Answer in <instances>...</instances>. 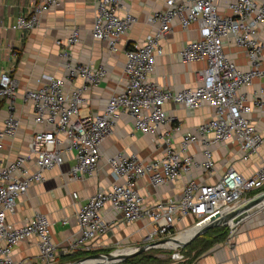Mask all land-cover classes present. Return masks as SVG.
I'll return each mask as SVG.
<instances>
[{"label": "built area", "instance_id": "2783aa9c", "mask_svg": "<svg viewBox=\"0 0 264 264\" xmlns=\"http://www.w3.org/2000/svg\"><path fill=\"white\" fill-rule=\"evenodd\" d=\"M59 1L33 0L30 15L18 17L14 27L34 28L42 13ZM96 4L92 37L116 53L136 17L129 11L120 12L123 0H96ZM147 20L156 24V29L141 42L124 48L122 86L107 98L101 112L81 113L85 94L105 80L107 68L72 61L69 48L79 41L78 29L57 41L64 76H45L38 88L19 91L16 79L0 74V99L6 101L8 112L0 126V150L3 141L13 138L19 129L18 97L31 105L33 123L42 127L32 134L26 152L7 162L0 158V264H17L13 246L29 237L37 240L42 264H56V244L46 215L35 213L21 225L6 219L16 210V198L44 182V172L62 164L69 153L75 158L68 171L71 179L95 175L103 160L112 182L78 206V235L66 247L65 255L78 249L90 251L94 241L112 227L104 217L107 213L119 215L124 223L146 219L151 230L143 236V243H152L174 236V225L180 219L191 216L190 228L203 226L212 217L244 204L250 192L264 190V158L247 177L232 167L213 183L193 177L194 169L214 172L215 146H234L241 159L247 160L264 142L253 119V115L264 117V0H164V8ZM174 24L184 31L196 24L197 38L189 40L178 56L184 62L204 63L194 72L196 85L180 90L151 80L156 58L163 54L161 41ZM75 79L81 84L67 88ZM171 101L186 108L206 104L213 113L193 130L182 131L176 124L169 132L165 128L175 117L168 116L163 106ZM123 115L130 120L133 133L160 135L165 144L160 156L145 160L125 151L103 155L101 145ZM172 133L179 134L178 141L172 139ZM195 145L200 147L202 159L191 150ZM141 178L156 189L178 179L184 182L178 195L146 204L138 188ZM72 196L76 198L77 192ZM171 258L173 264L184 258L180 248L174 249Z\"/></svg>", "mask_w": 264, "mask_h": 264}, {"label": "crops", "instance_id": "0c3cea01", "mask_svg": "<svg viewBox=\"0 0 264 264\" xmlns=\"http://www.w3.org/2000/svg\"><path fill=\"white\" fill-rule=\"evenodd\" d=\"M96 5V0H60L54 8L42 13L34 28L21 30L14 27L16 20L18 17L30 15L34 6L33 0H0V74L4 72L16 79L19 91L25 88H38L45 76H64L66 71L61 62V47L57 41L65 40L73 29H78L79 41L69 48L72 61L93 66L103 65L107 68L105 80L85 94L86 100L82 105L81 113L87 115L90 112L103 111L107 98L122 86L124 48L131 47L152 34L156 24H150L147 18L153 12L164 8V0H123L120 12L132 13L136 17V23L132 24L130 30L122 36L119 43L121 50L116 53L110 52L105 42L92 37L91 28ZM197 36L196 24H191L185 31L174 24L173 30L161 41L163 54L156 58L151 80L165 88L175 90L195 86L194 72L202 69L204 63L184 62L179 58L178 52L189 40ZM80 84L81 80L75 79L67 88ZM163 107L168 116L175 117L171 122L173 124L165 128L169 132L176 124L181 125L182 131L193 130L209 119L213 113V109L206 104L199 108H186L171 101L165 103ZM16 111L20 120L19 129L13 138L3 141L0 158L4 162L11 161L17 154L26 152L27 142L32 134L42 129L33 123L31 105L24 103L20 97L16 101ZM7 115L6 101L0 99V126L3 125ZM253 119L264 137V117L258 118L257 115H253ZM116 125L114 132L101 145L104 156L125 151L148 160L163 153L165 144L159 134L152 136L133 133L132 124L126 115H123ZM170 135L172 139L178 141V133ZM199 149L198 145L191 148L199 155V159H202ZM213 154L214 172L207 173L194 169L195 179L204 183L216 182L229 167L238 170L246 177L250 176L264 158V142L247 160H242V154L231 145L215 146ZM64 159L65 161L58 167L44 172V182L30 186L25 194L16 198V210L6 219L10 224L21 225L35 213L46 215L51 224L52 240L56 244L54 260L56 264L64 263L62 262L64 251L78 235L79 226L75 218L78 206L85 203L98 188L106 187L112 182L109 168L103 160L100 161V169L95 175L75 180L68 175L69 168L75 163L73 154H66ZM183 182V179H178L156 189L147 179L141 178L138 181V188L144 196L145 203L153 204L157 200L178 195ZM73 192H77L76 198H73ZM104 217L108 222H112V227L105 235L94 241L90 251L78 249L74 252L73 254L79 255L78 258L84 257L85 255H82L84 252L88 254L103 252L113 246H118L120 249L135 247L143 243V236L151 230L146 219L124 223L119 215L113 216L107 213ZM192 222L191 216L176 221L173 233L188 230ZM226 228V236L208 246L202 253L192 256L190 264H264V206L238 224L226 225ZM200 235L192 239L188 243L189 246L194 244L201 237ZM37 255L35 237H29L13 246L12 257L17 264H42Z\"/></svg>", "mask_w": 264, "mask_h": 264}, {"label": "water", "instance_id": "95a60500", "mask_svg": "<svg viewBox=\"0 0 264 264\" xmlns=\"http://www.w3.org/2000/svg\"><path fill=\"white\" fill-rule=\"evenodd\" d=\"M263 199L264 190L255 193L254 196L248 199L244 204L238 206V208L212 217L211 220L205 225L190 228L193 229V231L184 240L178 239L176 237L177 234H174V236L161 238L158 239V241H154L152 243H142L133 247L132 251L126 252L124 254H113L115 249L107 253L94 252L93 254H88L84 257L78 258L76 261L64 262L62 264H111L126 260L128 257L140 254L148 249H159V247H168L171 249L183 248L188 243H190L192 239L206 232L208 228L223 225L233 226L238 224L241 220L245 219L249 215L254 214L255 211L264 206V203L261 202Z\"/></svg>", "mask_w": 264, "mask_h": 264}, {"label": "rangeland", "instance_id": "374dc122", "mask_svg": "<svg viewBox=\"0 0 264 264\" xmlns=\"http://www.w3.org/2000/svg\"><path fill=\"white\" fill-rule=\"evenodd\" d=\"M258 192H260V191H258ZM253 193L251 194V196H248V197L251 198L257 192H255L254 194ZM211 231L212 232L208 231L209 233H206V234L204 233L203 235H200L201 237H199V239H197V241L191 245L192 247L189 246V244H187L185 246L186 247L185 250L180 248V252L184 255V258L180 261H177L175 264H190V260H191L192 256H196V255L202 253V251L207 249L208 246L213 244L212 241L218 236V232H216L214 230H211ZM173 234H176V233H173ZM115 248L120 249V248H118V246H113V247H110V249H106L102 253L110 252V251L114 250ZM173 251H174V249H171L168 247H160L159 249H153V250L149 251V253L154 255L155 260L149 261L145 264H173L174 262H173V259L171 258Z\"/></svg>", "mask_w": 264, "mask_h": 264}, {"label": "trees", "instance_id": "16d2710c", "mask_svg": "<svg viewBox=\"0 0 264 264\" xmlns=\"http://www.w3.org/2000/svg\"><path fill=\"white\" fill-rule=\"evenodd\" d=\"M263 189V188H262ZM262 189H256L252 192L249 193V196H251V194L254 192H258ZM253 193V194H254ZM209 230H214L216 232H218V236L212 241V243H215L217 241H220L222 240L226 235V232H227V228L226 226H220V227H212V228H208L207 231L205 232V234L209 231ZM210 243V242H209ZM182 249H186V247L182 248ZM153 249H148V250H145L143 251L142 253L140 254H137V255H134V256H131V257H128L126 260H123L119 263H116V264H145L149 261H154L155 260V257L154 255H152L151 253H149V251H151ZM88 253L87 252H84L82 253V255H87ZM79 257V255H76V254H71V255H64L63 257V261L62 262H71V261H75L77 260Z\"/></svg>", "mask_w": 264, "mask_h": 264}, {"label": "bare ground", "instance_id": "6f19581e", "mask_svg": "<svg viewBox=\"0 0 264 264\" xmlns=\"http://www.w3.org/2000/svg\"><path fill=\"white\" fill-rule=\"evenodd\" d=\"M261 202L264 203V199ZM192 231H193V229L186 230V231H183V232H179V233H177L176 237L178 239H180V240H184V239H186L188 237L189 234H191ZM173 245H174V243H173ZM132 250H133V247H126V248H123V249H115L113 251V254L120 255V254H124L126 252H129V251H132Z\"/></svg>", "mask_w": 264, "mask_h": 264}]
</instances>
